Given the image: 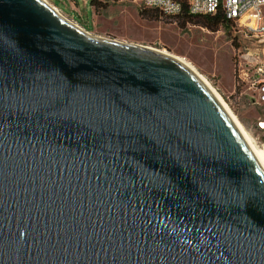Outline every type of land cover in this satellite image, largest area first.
Listing matches in <instances>:
<instances>
[{"label": "water", "instance_id": "95a60500", "mask_svg": "<svg viewBox=\"0 0 264 264\" xmlns=\"http://www.w3.org/2000/svg\"><path fill=\"white\" fill-rule=\"evenodd\" d=\"M0 264H264V171L182 63L0 0Z\"/></svg>", "mask_w": 264, "mask_h": 264}, {"label": "rangeland", "instance_id": "374dc122", "mask_svg": "<svg viewBox=\"0 0 264 264\" xmlns=\"http://www.w3.org/2000/svg\"><path fill=\"white\" fill-rule=\"evenodd\" d=\"M66 20L91 36L148 47L183 59L223 100L241 130L264 154V104L257 86L264 84V40L236 26L231 33L210 32L170 18L143 19L140 1H116L99 14L91 0H44Z\"/></svg>", "mask_w": 264, "mask_h": 264}, {"label": "built area", "instance_id": "2783aa9c", "mask_svg": "<svg viewBox=\"0 0 264 264\" xmlns=\"http://www.w3.org/2000/svg\"><path fill=\"white\" fill-rule=\"evenodd\" d=\"M114 3L121 0H99ZM193 16L222 13L229 21L247 31L253 38L264 40V0H140L146 9L158 11L164 18H177L183 11ZM258 102L264 104V84L257 86Z\"/></svg>", "mask_w": 264, "mask_h": 264}, {"label": "trees", "instance_id": "16d2710c", "mask_svg": "<svg viewBox=\"0 0 264 264\" xmlns=\"http://www.w3.org/2000/svg\"><path fill=\"white\" fill-rule=\"evenodd\" d=\"M129 2H135L140 0H127ZM90 6L93 9L94 13L99 14L103 10L107 9L108 4L103 3L99 0H91ZM184 11L183 13L177 18H170L174 21H177L180 28H186L188 25L194 27H201L206 29L210 32H218L220 29L225 30L228 33H231L233 27L235 26L233 22L229 21L222 13H218L213 16H193L187 12V3L186 1L183 2ZM139 15L143 19L148 20H160L162 19V15L156 10L150 9H141L139 11Z\"/></svg>", "mask_w": 264, "mask_h": 264}, {"label": "bare ground", "instance_id": "6f19581e", "mask_svg": "<svg viewBox=\"0 0 264 264\" xmlns=\"http://www.w3.org/2000/svg\"><path fill=\"white\" fill-rule=\"evenodd\" d=\"M59 14V13H58ZM202 16H211V15H202ZM163 54H166L164 52H162ZM168 56H170L171 58L177 60L178 62L182 63L184 66H186L190 71H192L197 77L198 79L210 90V92L213 94V96L216 98V100L219 102V104L221 105V107L225 110V112L229 115V117L231 118V120L234 122V124L236 125V127L239 129L240 133L242 134V136L244 137L245 141L247 142L248 146L250 147L251 151L253 152L254 156L256 157L257 161L259 162L260 166L262 167L263 171H264V154L262 152H260L259 150L256 149V147L253 145V143L251 142L250 138H248V136H246V134H244V132L241 130L240 126H238V124L236 123V121L234 120L235 118L232 117V115L230 114L229 110L226 107V104L223 102V100L221 98H219L215 92L212 90V88L202 79L200 78V76H198V74L194 71L193 68L190 67V65H188L183 59H180L178 57L175 56H171L169 54H166Z\"/></svg>", "mask_w": 264, "mask_h": 264}]
</instances>
